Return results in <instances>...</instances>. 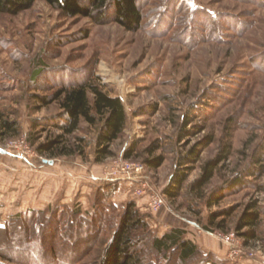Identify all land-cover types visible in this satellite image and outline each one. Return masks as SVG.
<instances>
[{"label":"rangeland","instance_id":"rangeland-1","mask_svg":"<svg viewBox=\"0 0 264 264\" xmlns=\"http://www.w3.org/2000/svg\"><path fill=\"white\" fill-rule=\"evenodd\" d=\"M141 9L144 17L136 31L116 23L111 8L100 21L64 16L42 0L16 15L0 14V110L20 125L18 135L0 136V226L16 213L46 207L63 212L68 207L79 209L91 219L103 215L95 230L82 222L58 234L44 224L38 234L32 229L24 239L19 228L23 223L12 222L7 232L0 230V264H17L3 256L17 257L16 245L29 236L39 240L42 250L48 249V243L42 244L39 237L55 243L58 264L69 260L98 264L130 200L146 215L151 235L160 236L175 225L185 229V237L201 250L187 264H215L209 257L217 250L226 252L218 264H264V172L247 173L252 155L264 142V0H141ZM206 15L215 20L214 27L207 26ZM84 80L99 84L125 105L126 126L111 145L112 155L94 161L98 129L85 123L66 136L67 146L77 153L57 157L38 153L36 146L60 131L53 125L43 130L34 127L33 119L56 116L61 108L55 101L33 110L37 104L33 95H50L60 83ZM185 115L190 116L185 126L190 132L179 140ZM208 135L213 140L201 149L179 195L168 198L164 189L178 170L181 154ZM135 140L136 150L126 160L124 151ZM156 140L160 147L153 155H162L164 161L148 168L144 162L151 155L146 149ZM228 144V159L217 165L200 191H191L203 164ZM16 149L25 153L24 158L14 156ZM125 162L144 165L148 181L144 192L134 193V185L112 174L113 167L126 168ZM235 178L242 181L228 188ZM59 186L63 190L55 197L53 190ZM110 186H115L112 193ZM153 191L165 200L156 212L148 205ZM217 195L222 196L220 201L209 204ZM35 198L39 205L32 203ZM250 201L261 210L260 237L245 245L235 225ZM212 212L221 213L216 221L224 220L222 228L208 223ZM216 231L233 234L242 251L232 253L210 234ZM141 238V258L152 264H183L176 250L163 256L151 247L150 235ZM22 253L26 256L27 251ZM19 254L20 260L26 258ZM32 254L39 264L41 253ZM27 262L31 263L28 258Z\"/></svg>","mask_w":264,"mask_h":264},{"label":"trees","instance_id":"trees-1","mask_svg":"<svg viewBox=\"0 0 264 264\" xmlns=\"http://www.w3.org/2000/svg\"><path fill=\"white\" fill-rule=\"evenodd\" d=\"M37 0H0V14L16 15L24 10L32 7ZM46 2L50 7L57 9L60 13L67 17H90L96 21H100L106 14L108 8L112 9L113 20L122 26L127 31H136L142 25L143 12L141 9V0H42ZM98 14V16H96ZM204 20L208 27H214V21L209 16H204ZM192 32H185L187 36ZM39 71L33 75V79L36 78ZM91 95V96H90ZM33 98L37 104H34L33 110H38L44 106H47L55 101L59 103L61 112L56 116L45 117L43 119H33L32 126L40 127L42 130L48 125H53L60 133L56 134L52 138L47 139L44 142L39 143L36 146V150L40 154H49L53 157L57 156H70L77 153L76 148L67 146V135H71L77 130L81 129L83 123L96 127L97 133L95 138L94 148V161L102 162L105 158L112 155L111 145L118 139L126 126L127 113L125 105L120 97L112 96L105 91L99 84L92 82L91 80L84 81H71L69 84L60 83L59 86L50 95H38L34 94ZM137 111L134 115H137ZM190 116L185 115L182 120V124L179 128L178 139H184L190 132L185 126L189 123ZM20 132V125L15 119H8L4 112L0 110V136L3 137L7 134L18 135ZM35 135H32L30 142L34 143ZM76 140L82 141L81 137H76ZM213 140L211 135H208L204 141H199L196 144L189 147V149L181 154L179 158V167L175 174L171 177L170 184L164 189L165 195L170 198H176L182 187L183 183L187 179L188 172L192 165L198 160L201 149ZM138 140L132 142L129 148L124 151L123 157L125 159H131L134 151L136 150ZM158 141L156 140L150 145L146 152L151 157L146 158L144 164L148 168H157L163 161L162 155L153 154L159 149ZM230 155V145L221 150V152L214 158L207 160L202 166L201 176L194 180L190 185V190L193 192L200 191L213 177L214 170L224 160L228 159ZM252 164L247 170L250 175H257L264 172V142L258 147V152L253 154ZM242 180L235 178L228 182V188L232 189L239 185ZM259 188H262L259 186ZM111 191H115V186L109 187ZM108 196H110V193ZM221 195L213 197V201L210 200L209 204L217 203L221 199ZM102 203V202H101ZM100 204V202H99ZM113 207V206H111ZM68 212L57 211L52 207H46L45 210L28 209L21 213H16L11 217V220L7 222L3 227L0 226L2 232L9 230L10 223L14 224L18 221L23 223V227L19 226L21 236L24 237L31 234L32 229L38 234L40 228L47 224L52 230H58L62 232L67 231L68 227H77L79 223H84V226L95 230V227H99L102 222L101 213L93 215L83 216L79 209H73L68 207ZM51 212V216H47V213ZM229 211H223L222 214H229ZM44 215L43 219H39V216ZM89 216V217H88ZM221 213L212 212L209 215L208 223L216 227L222 228L224 220H218ZM43 217V216H41ZM64 217V218H63ZM64 221L61 224V220ZM261 220V210L257 206L256 201H250L246 204L245 209L239 215L235 229L239 236L243 239V244L248 245L250 242H256L260 235L257 230ZM20 224V223H18ZM41 226H40V225ZM62 225V226H60ZM61 227V228H60ZM205 229H209L205 226ZM145 232V234H144ZM150 235L151 247L159 252H163V256L169 250H176L178 258L183 264H187L188 260L201 255V250L193 240L185 237V229L182 227L172 226L168 230L164 231L160 236L151 235L148 222L146 221V215L141 213L136 207V202L130 200L123 208V212L120 219L115 226L112 238L106 244L103 255L100 258L98 264H152L145 258H141L139 255L140 243L142 238ZM89 237L86 235L84 238ZM41 243H48V249H41V244L38 241H34L33 237H30L23 241L22 245L17 244V257H5L8 261H13L17 264H35L32 253H41L43 258L37 260L39 264H58V248L55 243L45 241V238H40ZM17 240V239H16ZM33 241V242H29ZM64 247V246H63ZM26 253V256L22 253ZM21 253L25 259L20 260L18 256ZM12 253V251H11ZM168 255V254H167ZM168 257V256H167ZM216 257V256H215ZM214 255H210L209 262L214 261L218 264L219 259ZM27 258L29 260L27 262ZM67 264H75L73 260H69Z\"/></svg>","mask_w":264,"mask_h":264},{"label":"built area","instance_id":"built-area-1","mask_svg":"<svg viewBox=\"0 0 264 264\" xmlns=\"http://www.w3.org/2000/svg\"><path fill=\"white\" fill-rule=\"evenodd\" d=\"M22 142H25L24 139H22ZM15 157L17 158H24V152L19 151L16 149V151L12 152ZM129 160V159H126ZM127 167L122 169H117L116 167H113L112 174L116 175L120 179H124L127 181V183H130L134 185L133 192L135 191H141L144 192L148 188V181L147 178L144 177L145 168L142 164H136V163H124ZM150 202L148 203L150 210L153 212H156L160 210L165 205L164 195L161 193H158L156 191H153L150 195ZM211 235H214L216 238L219 239V241L229 247L230 250H232V253L238 254L242 250H240V244L238 239H235L233 234H225L223 232H214L210 233Z\"/></svg>","mask_w":264,"mask_h":264},{"label":"crops","instance_id":"crops-1","mask_svg":"<svg viewBox=\"0 0 264 264\" xmlns=\"http://www.w3.org/2000/svg\"><path fill=\"white\" fill-rule=\"evenodd\" d=\"M45 162V161H44ZM45 163H47L48 165H50V163H48V162H45ZM53 163V162H52ZM51 163V164H52ZM60 189L61 190H63V188L62 187H58V188H56V189H54L53 190V195L56 197L59 193H60ZM31 199H32V197H31ZM56 199V198H55ZM54 201V197H52V200H51V202H50V204L52 203ZM66 203H69V199L67 198L66 199ZM32 203L33 204H35V205H39L40 204V202L35 198V199H33L32 200ZM176 226V225H175ZM213 253H214V255L218 258V259H225L226 258V256H225V254H226V252L225 251H221V250H217V251H212Z\"/></svg>","mask_w":264,"mask_h":264},{"label":"water","instance_id":"water-1","mask_svg":"<svg viewBox=\"0 0 264 264\" xmlns=\"http://www.w3.org/2000/svg\"><path fill=\"white\" fill-rule=\"evenodd\" d=\"M45 162H48V163H52L53 161L52 160H44Z\"/></svg>","mask_w":264,"mask_h":264}]
</instances>
